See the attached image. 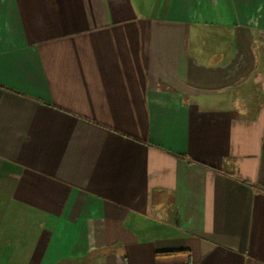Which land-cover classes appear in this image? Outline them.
<instances>
[{
    "label": "crops",
    "instance_id": "obj_1",
    "mask_svg": "<svg viewBox=\"0 0 264 264\" xmlns=\"http://www.w3.org/2000/svg\"><path fill=\"white\" fill-rule=\"evenodd\" d=\"M0 264H264V0H0Z\"/></svg>",
    "mask_w": 264,
    "mask_h": 264
}]
</instances>
